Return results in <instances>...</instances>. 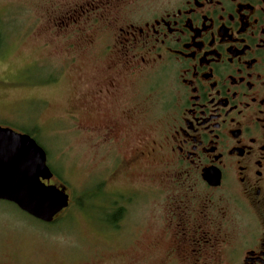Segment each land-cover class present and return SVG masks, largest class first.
Listing matches in <instances>:
<instances>
[{
	"label": "flooded vegetation",
	"instance_id": "flooded-vegetation-1",
	"mask_svg": "<svg viewBox=\"0 0 264 264\" xmlns=\"http://www.w3.org/2000/svg\"><path fill=\"white\" fill-rule=\"evenodd\" d=\"M82 1L58 24L85 34L104 65L84 106L99 117L86 131L106 229L123 234L143 197L108 186L106 171L114 180L160 160L170 193L160 200L154 183L148 197L165 264H264V0Z\"/></svg>",
	"mask_w": 264,
	"mask_h": 264
},
{
	"label": "rangeland",
	"instance_id": "rangeland-1",
	"mask_svg": "<svg viewBox=\"0 0 264 264\" xmlns=\"http://www.w3.org/2000/svg\"><path fill=\"white\" fill-rule=\"evenodd\" d=\"M82 2L0 0V125L36 140L54 173L51 183L64 184L70 199L53 224L0 201V264H165L170 245L161 239L163 221L154 218L157 199L148 197L154 183L162 189L160 200L170 193L160 180V160L154 169L135 168L114 180H108L106 171L108 186L132 185L143 196L135 211L127 212L131 220L123 234L126 230L132 237L120 242L123 234L106 229V199L96 188L101 161L86 131L99 117L92 118L84 106L86 89L104 65L86 47L85 34L73 28L59 31L58 24ZM77 105L82 110L73 120L69 114ZM135 226L141 232L134 235Z\"/></svg>",
	"mask_w": 264,
	"mask_h": 264
},
{
	"label": "water",
	"instance_id": "water-1",
	"mask_svg": "<svg viewBox=\"0 0 264 264\" xmlns=\"http://www.w3.org/2000/svg\"><path fill=\"white\" fill-rule=\"evenodd\" d=\"M53 176L45 150L30 134L0 125V201L51 223L70 204L66 186L50 183Z\"/></svg>",
	"mask_w": 264,
	"mask_h": 264
},
{
	"label": "trees",
	"instance_id": "trees-1",
	"mask_svg": "<svg viewBox=\"0 0 264 264\" xmlns=\"http://www.w3.org/2000/svg\"><path fill=\"white\" fill-rule=\"evenodd\" d=\"M2 40H3V37H2V33H1V30H0V47H1V45H2ZM29 134V133H28ZM65 212V210L64 211H62L60 214H63ZM61 216V215H60ZM58 218H59V215L54 219V221L53 222H51L52 224L53 223H55L56 221H58ZM111 220L112 219H114V215H112L111 217ZM49 224V223H48Z\"/></svg>",
	"mask_w": 264,
	"mask_h": 264
}]
</instances>
